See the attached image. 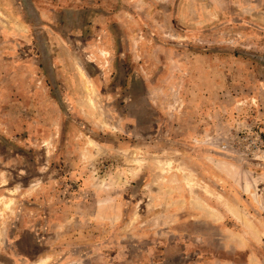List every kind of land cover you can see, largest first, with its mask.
Returning <instances> with one entry per match:
<instances>
[{
    "label": "rangeland",
    "instance_id": "374dc122",
    "mask_svg": "<svg viewBox=\"0 0 264 264\" xmlns=\"http://www.w3.org/2000/svg\"><path fill=\"white\" fill-rule=\"evenodd\" d=\"M0 264H264V0H0Z\"/></svg>",
    "mask_w": 264,
    "mask_h": 264
}]
</instances>
